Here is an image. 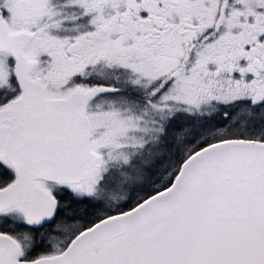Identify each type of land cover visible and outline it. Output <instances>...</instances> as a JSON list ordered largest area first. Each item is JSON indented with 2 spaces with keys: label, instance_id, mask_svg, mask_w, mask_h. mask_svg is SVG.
I'll return each instance as SVG.
<instances>
[{
  "label": "snow or ice",
  "instance_id": "6c2138e0",
  "mask_svg": "<svg viewBox=\"0 0 264 264\" xmlns=\"http://www.w3.org/2000/svg\"><path fill=\"white\" fill-rule=\"evenodd\" d=\"M0 264H264V0H0Z\"/></svg>",
  "mask_w": 264,
  "mask_h": 264
}]
</instances>
